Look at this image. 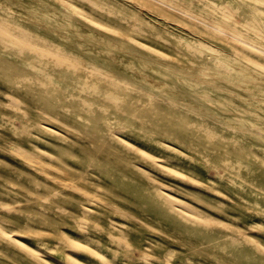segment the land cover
I'll return each mask as SVG.
<instances>
[{"label":"rangeland","instance_id":"obj_1","mask_svg":"<svg viewBox=\"0 0 264 264\" xmlns=\"http://www.w3.org/2000/svg\"><path fill=\"white\" fill-rule=\"evenodd\" d=\"M0 264H264V0H0Z\"/></svg>","mask_w":264,"mask_h":264},{"label":"bare ground","instance_id":"obj_2","mask_svg":"<svg viewBox=\"0 0 264 264\" xmlns=\"http://www.w3.org/2000/svg\"><path fill=\"white\" fill-rule=\"evenodd\" d=\"M55 64V63H54ZM32 68V67H31ZM49 77V76H48ZM48 82H49V80H48ZM51 82V81H50ZM45 83V82H44ZM40 156V155H39ZM29 165V164H28ZM30 167V166H29ZM35 167V166H34ZM46 169V168H45ZM42 170H44V169H42ZM44 172H45V170H44ZM65 174V173H64ZM44 176V175H43ZM50 180V179H49ZM5 231V230H4ZM12 232V231H11ZM36 235V234H35ZM37 236V235H36ZM40 236V235H39ZM42 236V235H41ZM16 247V246H15ZM36 251V250H35Z\"/></svg>","mask_w":264,"mask_h":264}]
</instances>
